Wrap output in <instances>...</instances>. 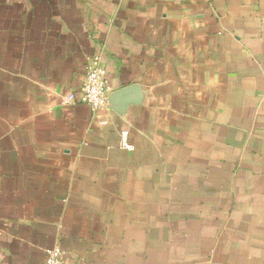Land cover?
<instances>
[{
    "label": "crops",
    "instance_id": "crops-1",
    "mask_svg": "<svg viewBox=\"0 0 264 264\" xmlns=\"http://www.w3.org/2000/svg\"><path fill=\"white\" fill-rule=\"evenodd\" d=\"M94 54L106 108L62 104ZM55 246L264 264V0H0V264Z\"/></svg>",
    "mask_w": 264,
    "mask_h": 264
},
{
    "label": "built area",
    "instance_id": "built-area-1",
    "mask_svg": "<svg viewBox=\"0 0 264 264\" xmlns=\"http://www.w3.org/2000/svg\"><path fill=\"white\" fill-rule=\"evenodd\" d=\"M108 90L105 69L101 66V54H94L87 62L77 98L66 95L62 97V104L67 105L78 101L86 104L93 112L101 111L107 106ZM120 144L127 150L133 149L125 130L120 132ZM44 264H65L63 250L59 246L46 249Z\"/></svg>",
    "mask_w": 264,
    "mask_h": 264
}]
</instances>
